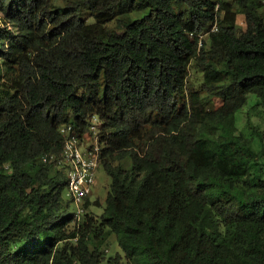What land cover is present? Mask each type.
Wrapping results in <instances>:
<instances>
[{
	"label": "trees",
	"instance_id": "1",
	"mask_svg": "<svg viewBox=\"0 0 264 264\" xmlns=\"http://www.w3.org/2000/svg\"><path fill=\"white\" fill-rule=\"evenodd\" d=\"M0 17V264H121L106 228L135 264H264V132L257 148L238 118L264 113L262 0H0ZM94 115L111 184L76 224L54 157L61 125L91 134Z\"/></svg>",
	"mask_w": 264,
	"mask_h": 264
},
{
	"label": "built area",
	"instance_id": "2",
	"mask_svg": "<svg viewBox=\"0 0 264 264\" xmlns=\"http://www.w3.org/2000/svg\"><path fill=\"white\" fill-rule=\"evenodd\" d=\"M262 1L264 3V0ZM216 29L214 25L213 30ZM100 127L101 120L97 115L91 119V134L81 135L72 124H63L60 127L64 144L61 153L53 157L67 177L66 195L72 203L77 205L75 214L78 218L87 212V208L81 206V203L93 193L98 170L101 167L104 143L99 135Z\"/></svg>",
	"mask_w": 264,
	"mask_h": 264
},
{
	"label": "rangeland",
	"instance_id": "3",
	"mask_svg": "<svg viewBox=\"0 0 264 264\" xmlns=\"http://www.w3.org/2000/svg\"><path fill=\"white\" fill-rule=\"evenodd\" d=\"M242 20L243 17L240 16L239 22L242 23ZM2 21L3 20L0 17V23H2ZM191 78L197 87H201V84L204 81V74L200 69L195 68V66L193 65L191 68ZM251 101H256L254 96L251 97ZM220 103L221 99L215 96H208L205 100L207 108H215ZM238 118L240 127H244V132L246 133V135L253 140L257 148H260V143L262 141L261 133L264 132V113L262 111V107L253 108L250 105H247L246 108L238 114ZM130 164V159H126L123 162V165L125 167H128ZM110 184L111 177L101 166L98 170L97 180L94 185L93 193L89 196L91 203L86 209V211L90 212V214L94 218L93 223H95V220H100V216L103 213L105 207L106 197L110 190ZM97 200L99 201V203H97ZM84 202L85 199L81 203V206H84ZM77 208L78 207L75 203L70 204L71 211H76ZM82 217L83 215L80 219H76L75 223H80ZM92 236H94V233L92 234ZM94 241L101 245L106 258L115 257L117 254H121V264H135L133 261H130L128 258H126L125 252L119 245L117 237L110 231L109 228H106L103 235H101V237L95 239ZM76 264L79 263L76 262Z\"/></svg>",
	"mask_w": 264,
	"mask_h": 264
}]
</instances>
